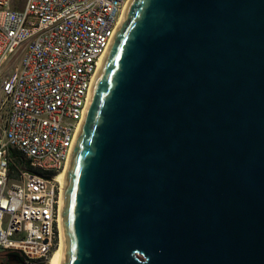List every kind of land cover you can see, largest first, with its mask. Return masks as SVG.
Here are the masks:
<instances>
[{
    "label": "water",
    "instance_id": "obj_1",
    "mask_svg": "<svg viewBox=\"0 0 264 264\" xmlns=\"http://www.w3.org/2000/svg\"><path fill=\"white\" fill-rule=\"evenodd\" d=\"M125 13L69 158L62 264H264V0Z\"/></svg>",
    "mask_w": 264,
    "mask_h": 264
},
{
    "label": "built area",
    "instance_id": "obj_2",
    "mask_svg": "<svg viewBox=\"0 0 264 264\" xmlns=\"http://www.w3.org/2000/svg\"><path fill=\"white\" fill-rule=\"evenodd\" d=\"M129 0H0V264L51 263L65 161Z\"/></svg>",
    "mask_w": 264,
    "mask_h": 264
},
{
    "label": "bare ground",
    "instance_id": "obj_3",
    "mask_svg": "<svg viewBox=\"0 0 264 264\" xmlns=\"http://www.w3.org/2000/svg\"><path fill=\"white\" fill-rule=\"evenodd\" d=\"M124 14L126 15L125 11ZM123 14L122 18H121V22L124 20L125 15ZM119 24V25H120ZM110 47V45H107V50ZM106 57V53L103 57V60L101 62V64H97V66L95 68H93V82L95 80L96 74L98 72V70H100V67L102 66V63L104 61ZM89 98L90 97H86V107L88 106V102H89ZM74 146V144H73ZM73 147L71 148V152H72ZM70 154H68V158L65 161V165H64V171H62L58 177V180L61 183V187H62V192H61V208H62V202H63V195H64V188H65V183H66V178H67V173H68V169H69V158H70ZM61 211V209H60ZM60 231H61V243L59 245V247L55 250L52 259H51V263H47V264H62L63 263V259L64 258V251H65V244H64V235H63V230H62V219H61V214H60Z\"/></svg>",
    "mask_w": 264,
    "mask_h": 264
},
{
    "label": "rangeland",
    "instance_id": "obj_4",
    "mask_svg": "<svg viewBox=\"0 0 264 264\" xmlns=\"http://www.w3.org/2000/svg\"><path fill=\"white\" fill-rule=\"evenodd\" d=\"M14 1H15V5H16L17 7H21V6H23L24 3H25V0H14Z\"/></svg>",
    "mask_w": 264,
    "mask_h": 264
}]
</instances>
